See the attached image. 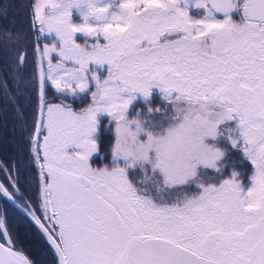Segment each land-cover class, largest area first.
Instances as JSON below:
<instances>
[{
	"label": "snow or ice",
	"instance_id": "snow-or-ice-1",
	"mask_svg": "<svg viewBox=\"0 0 264 264\" xmlns=\"http://www.w3.org/2000/svg\"><path fill=\"white\" fill-rule=\"evenodd\" d=\"M29 9L36 70L17 47L0 82L16 119L31 108L0 160V264H35L16 220L53 264H264V0Z\"/></svg>",
	"mask_w": 264,
	"mask_h": 264
},
{
	"label": "trees",
	"instance_id": "trees-1",
	"mask_svg": "<svg viewBox=\"0 0 264 264\" xmlns=\"http://www.w3.org/2000/svg\"><path fill=\"white\" fill-rule=\"evenodd\" d=\"M1 1V0H0ZM0 22L3 23L4 28L2 30H0V65H2L3 63V55L6 54L7 59L6 62L8 63V68L13 67L14 63L17 62L16 59V50H17V45L12 43L11 45L9 44L12 39L17 38L16 34L21 33L20 30L16 29V34L14 33V26L15 24L19 23L23 28L24 32L23 34H26L25 37H27V39H24V45L22 47L21 50L27 51L28 53V62L27 64H29V69L26 67L25 65V72L23 73L24 77L26 79H31L33 72L36 70V65L35 62L33 60V49H34V44L32 43V40L29 39V36L27 35L28 33V24H27V28L24 27V25H22V20L14 19L11 15H7V14H0ZM26 22H28V18H26ZM6 29V30H5ZM11 29V30H10ZM12 36L11 40H8L7 38L9 36ZM5 45V46H2ZM31 76V77H30ZM3 80L4 77L0 76V80ZM9 82L11 83L12 80L9 78ZM29 91H31V89H29ZM4 93L0 92V102L2 97H4ZM23 109L25 111V117L24 119H16V112L15 110L12 108L11 104L9 103V107H8V111H4V114H8V118L9 119H14L15 120V124H14V128H12V130L16 133H18V129H16L15 127L22 125V123H24V120H27L28 123H31L30 117H31V108L30 105L27 101V99L25 98V101L23 102ZM5 116L0 118V124L2 125V128L4 129L3 134H0V150L3 152V137L6 136V131L8 129V126L5 124ZM1 131V130H0ZM2 136V137H1ZM10 149L12 151H18L19 152V146L18 145H11ZM1 155V154H0ZM18 156V154H17ZM15 156V157H17ZM24 168L27 169V160H25V165ZM27 173V172H26ZM32 189H28V191L30 192ZM2 202H0V207H2ZM11 211H13L15 217H13L14 220H16V212H14V210L10 209ZM16 223L18 225V231H17V236H18V241L19 242H24V244H26V246L30 245L33 246L35 248L39 247L41 245V238L39 233L34 229V228H30L28 225L22 223L19 220H16ZM26 242V243H25ZM23 244V246H25ZM26 248V247H25ZM37 257L38 258H42L45 260V264H53V257L54 255L52 254L51 251H41L39 250V252H37ZM33 256V254H32ZM35 258V257H34ZM35 260V259H34ZM36 264H38L37 261H35ZM42 264L43 260L41 261Z\"/></svg>",
	"mask_w": 264,
	"mask_h": 264
},
{
	"label": "rangeland",
	"instance_id": "rangeland-1",
	"mask_svg": "<svg viewBox=\"0 0 264 264\" xmlns=\"http://www.w3.org/2000/svg\"><path fill=\"white\" fill-rule=\"evenodd\" d=\"M24 2V4H26V9L24 12H19V9H18V6H17V0H1L0 1V14L5 12L7 10V2L10 3V9L8 10V15H11L14 19H17L19 17H23L24 19V22L26 21V18H28V22H26V24H28V33L27 35L29 36V39L32 40V43H35V39L34 37L32 36L31 32L29 31V12H30V9H29V6L31 4V0H22ZM26 28H27V25H26ZM11 30V29H10ZM14 31L16 29H13ZM21 31V33H19V35H21L19 38L20 39H25V36L26 34H23L24 30L23 28H21V26H19V29ZM18 38V39H19ZM43 43L44 41L41 40L40 42V46L43 47ZM2 46H5V45H2ZM3 57V63L2 65H0V76L2 77H6V74L8 73H12L14 71V67H11V68H8V63L6 62V59H7V56L6 54L2 56ZM46 66V65H45ZM26 67L29 69V64L26 65ZM25 67L23 69V73L25 72ZM31 77V76H30ZM8 80L9 78L12 80V76L11 75H7L6 77ZM3 80L1 79L0 82H2ZM0 92L4 93V91L2 89H0ZM30 92V91H29ZM22 101L24 102L25 101V97H26V94L22 93ZM49 99L51 100L52 97L51 95L49 96ZM87 104L86 102L85 103H81L80 101H74L73 102V107L79 111L81 110L82 107H86ZM4 111L1 110L0 108V118L4 117L5 116V124L8 126V129L6 131V136L3 137V141L4 143H7L8 144V147H7V150L6 151H1L0 150V154L7 160H11L13 159L15 156H17L18 154V151H12L10 149L11 145H18L19 146V141L21 139L20 137V132H21V127L20 126H17L15 127L16 129H18V133L15 132V130L13 131L12 128H14V124H15V120L13 119H9L8 118V114H4L3 113ZM106 124V122H105ZM0 134H3V131L4 129L2 128V125L0 124ZM2 137V136H1ZM102 140H103V143H102V148H103V153L102 155H105L107 158L103 161V163H101L100 159L98 157H94L93 160L95 161V163H93V167H102L104 163H110L111 161V156L108 152V149L110 147V142H111V134L109 133H105L104 136L102 137ZM250 167V166H249ZM29 176L30 177H34V174L33 173H29ZM29 176H28V173H26V179H29ZM26 243V242H25ZM24 244V242H23ZM26 249L29 250L33 256L35 261L38 262V264H42V258H38L37 257V249L33 246H26V244H24Z\"/></svg>",
	"mask_w": 264,
	"mask_h": 264
},
{
	"label": "flooded vegetation",
	"instance_id": "flooded-vegetation-1",
	"mask_svg": "<svg viewBox=\"0 0 264 264\" xmlns=\"http://www.w3.org/2000/svg\"><path fill=\"white\" fill-rule=\"evenodd\" d=\"M20 9H21V13L24 12L25 9H26V4H23V5L20 7ZM3 28H4L3 23L0 22V29L2 30ZM7 147H8V144H7V143H4V144H3V150L6 151V150H7ZM0 160H7V159H5L3 156L0 155Z\"/></svg>",
	"mask_w": 264,
	"mask_h": 264
}]
</instances>
